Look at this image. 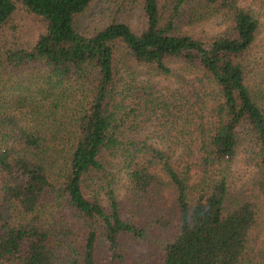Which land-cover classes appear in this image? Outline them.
I'll list each match as a JSON object with an SVG mask.
<instances>
[{
    "label": "trees",
    "instance_id": "16d2710c",
    "mask_svg": "<svg viewBox=\"0 0 264 264\" xmlns=\"http://www.w3.org/2000/svg\"><path fill=\"white\" fill-rule=\"evenodd\" d=\"M96 1L0 0V264H264L262 14L133 0L141 31L88 33Z\"/></svg>",
    "mask_w": 264,
    "mask_h": 264
},
{
    "label": "rangeland",
    "instance_id": "374dc122",
    "mask_svg": "<svg viewBox=\"0 0 264 264\" xmlns=\"http://www.w3.org/2000/svg\"><path fill=\"white\" fill-rule=\"evenodd\" d=\"M240 5L243 7H252L262 14L264 21V1L263 0H240ZM263 4V6H262ZM117 17L119 20L127 22L131 27L139 32L145 26V18L142 13V6L139 3H133V0H97L92 5L89 12L83 18V29L88 33H93L104 28L112 18ZM230 21L220 14L208 18L198 23L193 28H187L194 36H215L229 30ZM264 32H262V36ZM154 85L158 88L167 90L174 86L173 79L156 77ZM154 131L151 127H146L142 130V137L153 138ZM152 140H156L155 138ZM149 248L145 245L138 247V253H147ZM153 253V250L152 252ZM160 256L154 261L159 263Z\"/></svg>",
    "mask_w": 264,
    "mask_h": 264
}]
</instances>
